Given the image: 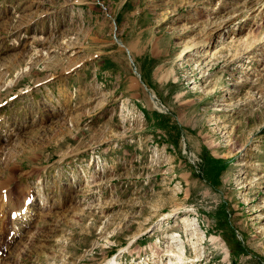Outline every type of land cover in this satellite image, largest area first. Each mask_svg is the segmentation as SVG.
Instances as JSON below:
<instances>
[{
  "label": "rangeland",
  "instance_id": "rangeland-1",
  "mask_svg": "<svg viewBox=\"0 0 264 264\" xmlns=\"http://www.w3.org/2000/svg\"><path fill=\"white\" fill-rule=\"evenodd\" d=\"M8 178L0 264H264V0H0Z\"/></svg>",
  "mask_w": 264,
  "mask_h": 264
},
{
  "label": "bare ground",
  "instance_id": "bare-ground-1",
  "mask_svg": "<svg viewBox=\"0 0 264 264\" xmlns=\"http://www.w3.org/2000/svg\"><path fill=\"white\" fill-rule=\"evenodd\" d=\"M9 181H10V178L4 179V180H2L0 182V214H1L0 218L2 220H4V222H5L6 215H8L7 213L10 210V216H12V215L14 216L15 215V219H11L10 218L9 222H5V224L3 226L1 225L0 226V231L3 232L4 230L5 231L7 230V234L6 235H8L9 232L14 229V232H13L14 235L12 234L13 237H14V236H18L19 231L22 230L21 226H23L24 223L25 224L27 223L28 219H27V216L25 214L29 210L30 204L28 205L26 203V201L28 199L27 196H25L21 200L20 204L18 203V200H17L16 203H15V200L14 201L12 200V196L9 193V183H10ZM187 220H188L187 217H183V221H187ZM6 223H7V226H5ZM189 224H191V223H189ZM9 226L10 227L16 226V227L10 228ZM13 237H12V240L14 239ZM110 264H121V263L119 261H112Z\"/></svg>",
  "mask_w": 264,
  "mask_h": 264
}]
</instances>
